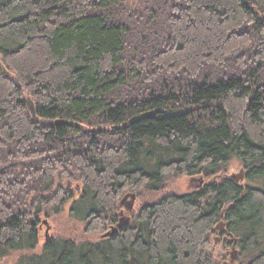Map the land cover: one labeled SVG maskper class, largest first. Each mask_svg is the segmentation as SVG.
Instances as JSON below:
<instances>
[{
  "label": "trees",
  "instance_id": "trees-1",
  "mask_svg": "<svg viewBox=\"0 0 264 264\" xmlns=\"http://www.w3.org/2000/svg\"><path fill=\"white\" fill-rule=\"evenodd\" d=\"M0 63V264H209L221 221L264 264V0H0ZM200 174L113 237L40 243L69 202L90 233Z\"/></svg>",
  "mask_w": 264,
  "mask_h": 264
},
{
  "label": "rangeland",
  "instance_id": "rangeland-1",
  "mask_svg": "<svg viewBox=\"0 0 264 264\" xmlns=\"http://www.w3.org/2000/svg\"><path fill=\"white\" fill-rule=\"evenodd\" d=\"M241 169L243 168L239 160L233 157V159L226 165L225 172L223 174L227 177H231V176H234V174H239ZM245 172L246 171L244 170V174ZM206 180L207 179L204 177L203 174L193 176V177L191 176L187 177L185 175H179V176H173V177L167 176V179L163 184L164 185L163 188L160 191L156 192L155 195L154 194L150 195L148 193H145L140 198L136 197L137 199L134 203L131 220L132 219L135 220V217L139 213V210H141V208L145 204L156 202L162 196H167L168 194L178 195V194H190L192 192H198L201 190ZM244 183L245 182H242L241 185H243ZM79 187H80V184L78 183H72L70 185V189L73 190V194L75 196H77L78 191L80 190ZM121 200H122V197L118 201V204L121 210H125V206L128 204V201L124 202L123 206H121L120 205ZM69 206H70V202L66 204L64 210L61 213L56 214V215H51L49 218L45 217L41 219V225H42V230L40 232V236H41L40 243L41 244L45 240V230L47 227H48V236H52L55 238L61 237L64 239H73L76 242L80 241V242L91 243V242H98L102 240L103 238H106V237H103V235L110 231L109 227H104V228L101 227L98 230L93 229L94 231H90V233L84 232L85 224L79 221L77 222L69 216V212H68ZM125 211H126L125 215H129L127 210ZM45 220H46V224H43ZM131 223L132 221L129 222L128 225L130 226ZM211 245H212V241L210 242V247ZM217 249L224 250V244L220 243L217 246ZM40 250L41 249L38 248L32 254H35L39 252ZM230 252L231 250H229V253ZM24 254H26V252L13 253L11 256L3 259L1 264H13L19 256L24 255Z\"/></svg>",
  "mask_w": 264,
  "mask_h": 264
},
{
  "label": "water",
  "instance_id": "water-1",
  "mask_svg": "<svg viewBox=\"0 0 264 264\" xmlns=\"http://www.w3.org/2000/svg\"><path fill=\"white\" fill-rule=\"evenodd\" d=\"M0 69H3L2 64L0 63ZM4 70V69H3ZM27 102V106L30 110V113H32L33 115H35L34 112V104L33 101L30 100V98L26 99ZM153 112L150 113L148 116H152ZM117 129V128H115ZM244 170L241 169L239 174H234V176L229 177L233 182L236 183H242V181L244 180ZM136 194L133 193H126L125 195L122 196V200L120 201V205L123 206L124 202L128 201V204L125 206V210H127L128 213H131L133 211V207H134V203L136 201ZM129 217L126 216L124 213H121L118 219V223L114 226H112V228L110 229L109 232H107L106 234L103 235V237H113L114 234L117 233L118 230H122L124 228V226H127L129 223ZM43 224H46V220L43 222ZM223 227H225V224L221 221L220 223L217 224L216 228L218 229H222ZM225 233V240L226 238L228 239L229 243H232L231 246V252H230V256H231V262L227 263V264H234V259L235 256H237L238 250H235V246L237 244L238 239L233 238V235L227 231V229L224 230ZM45 236L46 238L48 237V227L45 230Z\"/></svg>",
  "mask_w": 264,
  "mask_h": 264
},
{
  "label": "flooded vegetation",
  "instance_id": "flooded-vegetation-1",
  "mask_svg": "<svg viewBox=\"0 0 264 264\" xmlns=\"http://www.w3.org/2000/svg\"><path fill=\"white\" fill-rule=\"evenodd\" d=\"M132 212L129 213V215H126L129 217V220H128L129 222H131ZM121 213L126 214V211L121 210V208H120L119 209V215ZM225 229H227L226 225L221 230L218 228H215L214 232L211 234H209V231H208V233H207V240H209L208 246H207V248L201 250V253L204 254V256L202 255L203 261L208 262L209 264H212V262H213V264H227L228 261L231 262L230 261L231 256H230L229 250H231L232 243H229L227 238H226V240L224 239L225 238V233H224ZM117 233H119V231H117ZM210 240L212 241L211 247H210ZM220 243L224 244V250L217 249V246ZM237 244H238V241H237ZM237 244L235 246V250H238ZM237 256H238V253H237ZM237 256H235L234 264H236V262H237L236 261Z\"/></svg>",
  "mask_w": 264,
  "mask_h": 264
},
{
  "label": "bare ground",
  "instance_id": "bare-ground-1",
  "mask_svg": "<svg viewBox=\"0 0 264 264\" xmlns=\"http://www.w3.org/2000/svg\"><path fill=\"white\" fill-rule=\"evenodd\" d=\"M112 227H110L109 229H111Z\"/></svg>",
  "mask_w": 264,
  "mask_h": 264
}]
</instances>
